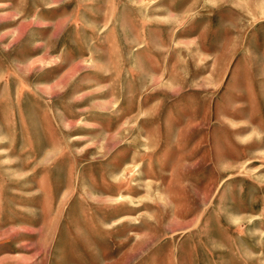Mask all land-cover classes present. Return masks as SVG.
Masks as SVG:
<instances>
[{
    "label": "rangeland",
    "instance_id": "374dc122",
    "mask_svg": "<svg viewBox=\"0 0 264 264\" xmlns=\"http://www.w3.org/2000/svg\"><path fill=\"white\" fill-rule=\"evenodd\" d=\"M0 264H264V0H0Z\"/></svg>",
    "mask_w": 264,
    "mask_h": 264
}]
</instances>
